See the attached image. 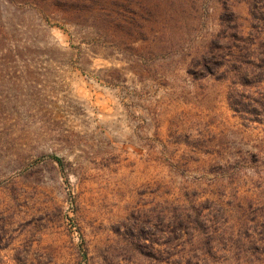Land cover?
Instances as JSON below:
<instances>
[{
    "label": "rangeland",
    "instance_id": "374dc122",
    "mask_svg": "<svg viewBox=\"0 0 264 264\" xmlns=\"http://www.w3.org/2000/svg\"><path fill=\"white\" fill-rule=\"evenodd\" d=\"M0 264H264V0H0Z\"/></svg>",
    "mask_w": 264,
    "mask_h": 264
}]
</instances>
